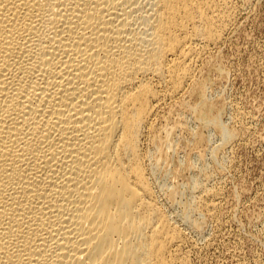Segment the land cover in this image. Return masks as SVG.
I'll return each mask as SVG.
<instances>
[{"label":"bare ground","instance_id":"obj_1","mask_svg":"<svg viewBox=\"0 0 264 264\" xmlns=\"http://www.w3.org/2000/svg\"><path fill=\"white\" fill-rule=\"evenodd\" d=\"M235 1L0 0V264H192L150 140L174 101L235 136L198 75ZM197 173L194 205L217 211Z\"/></svg>","mask_w":264,"mask_h":264},{"label":"rangeland","instance_id":"obj_2","mask_svg":"<svg viewBox=\"0 0 264 264\" xmlns=\"http://www.w3.org/2000/svg\"><path fill=\"white\" fill-rule=\"evenodd\" d=\"M235 2L232 27L198 65V75L209 76V102L235 136L221 142L217 127L204 128L197 112L174 101L161 109L150 140L161 158L162 198L177 190L167 209L195 220L193 228L180 221L192 264H264V0ZM198 97L188 92L184 99L195 104ZM203 166L219 189L217 211L193 203L190 184Z\"/></svg>","mask_w":264,"mask_h":264}]
</instances>
